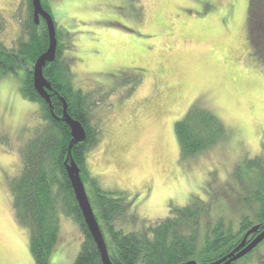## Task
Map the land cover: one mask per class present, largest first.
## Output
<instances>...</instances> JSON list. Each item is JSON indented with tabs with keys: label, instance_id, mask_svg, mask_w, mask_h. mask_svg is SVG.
I'll return each instance as SVG.
<instances>
[{
	"label": "rangeland",
	"instance_id": "obj_1",
	"mask_svg": "<svg viewBox=\"0 0 264 264\" xmlns=\"http://www.w3.org/2000/svg\"><path fill=\"white\" fill-rule=\"evenodd\" d=\"M42 2L73 86L94 103L90 125L101 137L87 154L89 173L131 203L118 226L142 230L191 203L204 206L201 222L222 216L237 224L241 215L252 216L254 204L235 180L249 172L246 164L264 142V63L249 42V0ZM26 14V0H0V59L2 48L22 37ZM24 60L11 61L15 72L7 60L0 73V264H35L7 184L21 166L19 151L43 127L39 103L21 92L35 63ZM192 105L219 118L227 137L181 159L174 124ZM82 241L80 226L61 216L49 263L72 264ZM240 259L264 264V239Z\"/></svg>",
	"mask_w": 264,
	"mask_h": 264
},
{
	"label": "trees",
	"instance_id": "obj_2",
	"mask_svg": "<svg viewBox=\"0 0 264 264\" xmlns=\"http://www.w3.org/2000/svg\"><path fill=\"white\" fill-rule=\"evenodd\" d=\"M42 7L50 12L43 2ZM26 8L22 37L12 48H2L6 49L2 50L6 58L0 59V73L7 72V60L10 70L14 68L12 60L25 59L26 64H31L48 47L45 21L40 19L39 24H35L31 0H26ZM248 32L252 52L264 63V0H249ZM56 39L55 59L43 69L44 77L52 87L49 103L34 90L31 70L23 79L22 95L39 103L43 127L33 130L19 151L21 166L18 172L7 180L16 220L29 230L30 251L35 264H50V255L59 239L61 216L74 220L83 234L72 264H102L67 176L65 162L70 160L78 166L83 183H88L91 188L92 201L98 207L95 217L113 264H180L188 260L208 264L229 253L251 226H264V142L260 154L246 164L249 172L235 177L236 183L247 190V204H254L252 216L241 215L237 224L222 216L201 222L204 206L191 203L172 208L171 215L142 230H125L118 226L119 215L125 213L131 203L123 196L104 190L89 173L87 154L101 137L100 128L90 125L94 103L89 92L73 86L70 62L61 60L57 34ZM63 101L66 112L82 124L86 133L85 140L73 144L70 153V128L62 119ZM174 131L181 159L193 157L227 137V130L219 118L194 105L175 122ZM240 260L234 264H242Z\"/></svg>",
	"mask_w": 264,
	"mask_h": 264
},
{
	"label": "water",
	"instance_id": "obj_3",
	"mask_svg": "<svg viewBox=\"0 0 264 264\" xmlns=\"http://www.w3.org/2000/svg\"><path fill=\"white\" fill-rule=\"evenodd\" d=\"M31 4L35 24H39L40 19L42 18L45 21L49 37V43L46 51L38 56L32 68L33 88L41 98L49 103V91L52 90V87L50 82L43 75V68L47 63H50L55 59L57 46L56 31L53 17L49 12L44 10L41 0H31ZM62 119L70 128V135L72 137L69 143L68 153H70L71 146L73 144L83 142L85 140L86 133L82 124L78 120L70 117V115L66 112V104L64 101ZM65 168L73 190L74 198L82 214L84 224L86 225L87 230L96 245L102 264H113L108 254L103 233L94 216L84 183L80 177V170L73 160H70L69 163L65 162ZM263 239L264 226L261 228L260 225L255 224L244 233L240 242L229 253L208 264H234L238 259L252 251L254 247ZM180 264L197 263L194 260H188Z\"/></svg>",
	"mask_w": 264,
	"mask_h": 264
}]
</instances>
